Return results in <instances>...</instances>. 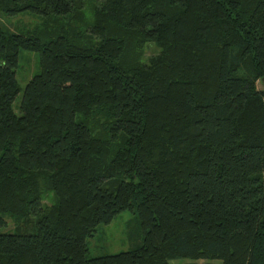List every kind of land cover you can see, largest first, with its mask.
<instances>
[{
    "label": "trees",
    "instance_id": "trees-1",
    "mask_svg": "<svg viewBox=\"0 0 264 264\" xmlns=\"http://www.w3.org/2000/svg\"><path fill=\"white\" fill-rule=\"evenodd\" d=\"M95 1L0 0L45 18L0 24V264H264V0ZM124 211L141 242L89 258Z\"/></svg>",
    "mask_w": 264,
    "mask_h": 264
},
{
    "label": "rangeland",
    "instance_id": "rangeland-1",
    "mask_svg": "<svg viewBox=\"0 0 264 264\" xmlns=\"http://www.w3.org/2000/svg\"><path fill=\"white\" fill-rule=\"evenodd\" d=\"M95 0H91L90 6L83 11L86 14L87 19L92 15V10ZM45 18L37 15H19L15 17H9L0 12V24L6 29L10 30L15 34L19 33H33L40 29L45 23ZM71 20L56 19L48 21V23L63 24ZM90 21V20H88ZM71 22V21H70ZM159 48L155 44H149L145 49V58L158 54ZM37 53L22 52L20 58L19 68L17 70L18 80L24 89L27 82L36 75L39 71V58ZM258 89L264 90V83H258ZM54 199L52 195H47L44 203L46 205H52ZM8 229H12L14 226L9 222ZM6 231V229L2 230ZM142 240V229L140 224L132 212L124 211L120 213L110 224L101 225L94 232L93 237L88 238L89 246V258H97L104 255H114L121 252L129 251L135 248ZM174 264H221L220 261H190V260H177Z\"/></svg>",
    "mask_w": 264,
    "mask_h": 264
},
{
    "label": "water",
    "instance_id": "water-1",
    "mask_svg": "<svg viewBox=\"0 0 264 264\" xmlns=\"http://www.w3.org/2000/svg\"><path fill=\"white\" fill-rule=\"evenodd\" d=\"M263 81H264V79H263Z\"/></svg>",
    "mask_w": 264,
    "mask_h": 264
}]
</instances>
